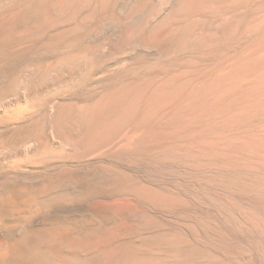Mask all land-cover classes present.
Returning <instances> with one entry per match:
<instances>
[{
  "label": "rangeland",
  "instance_id": "374dc122",
  "mask_svg": "<svg viewBox=\"0 0 264 264\" xmlns=\"http://www.w3.org/2000/svg\"><path fill=\"white\" fill-rule=\"evenodd\" d=\"M0 264H264V0H0Z\"/></svg>",
  "mask_w": 264,
  "mask_h": 264
}]
</instances>
